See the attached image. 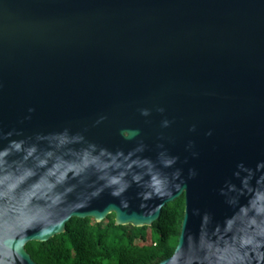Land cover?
Wrapping results in <instances>:
<instances>
[{
    "label": "water",
    "instance_id": "1",
    "mask_svg": "<svg viewBox=\"0 0 264 264\" xmlns=\"http://www.w3.org/2000/svg\"><path fill=\"white\" fill-rule=\"evenodd\" d=\"M181 197L159 264H264V0H0V264Z\"/></svg>",
    "mask_w": 264,
    "mask_h": 264
},
{
    "label": "trees",
    "instance_id": "2",
    "mask_svg": "<svg viewBox=\"0 0 264 264\" xmlns=\"http://www.w3.org/2000/svg\"><path fill=\"white\" fill-rule=\"evenodd\" d=\"M183 212L181 197L149 228L116 227L113 215L100 224L72 219L64 234L25 249L37 264H159L174 253Z\"/></svg>",
    "mask_w": 264,
    "mask_h": 264
}]
</instances>
